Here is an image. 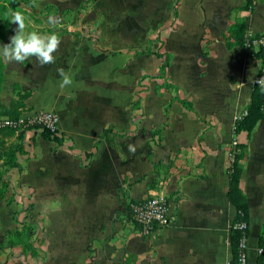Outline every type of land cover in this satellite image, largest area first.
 Masks as SVG:
<instances>
[{"label": "crops", "instance_id": "0c3cea01", "mask_svg": "<svg viewBox=\"0 0 264 264\" xmlns=\"http://www.w3.org/2000/svg\"><path fill=\"white\" fill-rule=\"evenodd\" d=\"M6 1L0 0L8 8L0 12V46L16 28L9 23L15 10ZM39 1L53 6L60 20L71 10L70 18L91 20L92 27H52L44 12H22L26 32L59 34L55 63L8 64L0 56V106L15 97L14 87L30 92L21 114L53 112L61 137L58 143L28 132L23 141L32 138V146L23 145L19 167L6 173L10 188L0 200V245L27 215L37 237L33 247L42 252L11 264L230 262L236 211L226 196L227 149L235 123L246 114L259 61L245 45L226 40L233 41L228 31L238 17L246 37L264 35V0H252L249 11L247 0H180L175 19L173 0ZM86 1L89 10L78 13ZM152 37L170 55L167 81L205 122L170 103L175 93L160 81L138 85L157 74L161 60L153 51L127 52L139 51ZM58 69L72 76L71 86L60 87ZM170 161L167 176L156 170ZM239 186L249 212L247 264H257L264 222V117L252 131ZM158 195L167 198L170 222L145 236L131 222L128 206ZM5 261L0 255V264Z\"/></svg>", "mask_w": 264, "mask_h": 264}, {"label": "trees", "instance_id": "16d2710c", "mask_svg": "<svg viewBox=\"0 0 264 264\" xmlns=\"http://www.w3.org/2000/svg\"><path fill=\"white\" fill-rule=\"evenodd\" d=\"M14 3L13 0H9L8 4L12 5ZM180 5V0H173L172 2V14L173 18L175 19L177 17L178 13V7ZM2 6V5H1ZM252 9V0H247V5L245 7V10L249 11ZM229 34L230 38H232V42H230L228 39L226 40V43L230 45L231 43H237L245 45L248 49H250L253 53L252 49V42L257 39H261L262 36H256L254 38L246 37L245 35V25L243 22V19L241 17L235 18L232 24L229 28ZM159 42V47L156 51V56L160 58L161 64L158 68L156 75H148L144 76L138 83V85H141L146 80H157L162 83L166 89H172L174 91L175 95L172 98L170 103L178 102L182 105L184 109H186L188 112H190L196 119L200 120L201 122H205L196 111H194L191 103L186 100L185 97H179L180 91L178 87L170 84L166 79V71L170 63V55L168 53H162L163 48V42L160 41L159 38H157ZM150 53L149 51L142 50L140 52H136L135 55H141V54H147ZM255 57L262 58L263 56V50L259 48L255 53H253ZM2 78L0 75V82ZM14 95L15 97L11 100L9 106L7 108L0 106V112L3 115L2 117H7L9 119H17L21 115V109L25 107V100L30 96V92H20L17 87H14ZM134 105H132L133 107ZM264 117V101H263V94L258 85L254 86V89L250 96L249 104L246 108V114L242 116L241 119H239L235 125H234V138H235V149L237 150V153L234 155L233 163L228 166L227 168V174L229 177V186L226 193L227 199L230 202V204L234 207L236 211V215L232 221V227L230 232V247L233 254V259L231 260V263H234L238 256V250H239V244L241 239L245 236L248 237L249 230H241L237 226L241 223H246L248 225L249 220V212H248V204L246 200L245 194L240 189L239 183H240V177L243 172V162L246 160L248 155V149H249V143L252 135V131L256 127V125L263 119ZM168 123L165 124V126L162 127L161 130L165 129ZM41 136L48 140V141H54L61 143V137L57 135V133H50L48 131H43L40 133ZM1 146V145H0ZM12 157L15 156V153L12 151ZM5 156L4 152L0 151V162H2V158ZM11 157V155H10ZM9 162V163H8ZM11 167L16 166V163L14 162L13 158L8 159L6 162ZM171 161L169 165H157L156 170H162L164 172V175L167 176L168 172L170 170ZM161 179H164L165 176ZM4 173L0 170V180L2 178L4 179ZM204 179L205 176H202ZM158 184V181L155 180L150 186L149 189L153 190L156 188ZM151 198V197H150ZM149 199V198H147ZM147 199L143 200L146 201ZM133 204V203H131ZM130 204V205H131ZM128 206V209L130 207ZM13 243V242H12ZM29 250L32 252V255L35 256L37 251L33 247V245H29ZM258 249L261 250V253L258 254L257 257V264H264V222L261 226L260 233L258 235Z\"/></svg>", "mask_w": 264, "mask_h": 264}, {"label": "rangeland", "instance_id": "374dc122", "mask_svg": "<svg viewBox=\"0 0 264 264\" xmlns=\"http://www.w3.org/2000/svg\"><path fill=\"white\" fill-rule=\"evenodd\" d=\"M7 1H9V0H7ZM13 1H14V3H12V5H10L8 3L7 4L9 5V7L11 9L13 8L15 11H18L21 13L22 12H28L29 14H31V13L44 12L46 14V16H48V17L54 16V14H55V9L53 6L48 5V4H44L43 2H40L39 0H31V1L28 0V3L25 5V7H24V4H22V2H19L18 0H13ZM89 4L90 3L88 1L82 3L77 10L78 13H81V12L83 13V12L88 11L90 8ZM7 10H8V8H7L6 4H4L2 6L0 5V12L1 11H7ZM70 11L71 10H68L66 12V13H68L67 16L63 17V19L60 20L61 22L59 24L62 25L63 28H65V29L70 28V26L75 27V28L76 27H83V26L92 27V24H91L92 21L91 20H85L83 17H81V18L79 17L77 19L70 18ZM47 19H46V22H47ZM3 22H4L3 26H6L7 21L4 20ZM30 22L32 23V26H36V25H34L35 20L34 21L30 20ZM173 22H175V20ZM13 25H15V24H13ZM15 27H17V26L15 25ZM30 27H31V25H30ZM261 39L264 40V35H262ZM157 47H158L157 38L152 37V38H149V40L147 41V44L142 49H140L139 51L138 50L133 51V50L128 49L127 53L130 52L132 54L134 52L133 54L135 55L136 52L146 50V51H149L150 53H152V51H153V54H156V50H157L156 48ZM252 49H253V53H255L259 49V47L254 46V47H252ZM161 52L165 53L164 49H162ZM257 59L259 61V69L257 71L255 81L258 79V77L261 76L259 71H261V69H263V67H264V61H262L261 58H257ZM255 85H256V83H255ZM179 97L183 98L184 95L179 94ZM8 106H2V107L7 108ZM22 115L23 114H21L19 116V118ZM2 116L3 115L0 112V118H3ZM28 132L33 133L31 128H29L28 126L27 127H21L18 129H0V145H1L0 151L5 153V156L1 159L2 162H0V170L4 173V176H3L4 179L2 178V180H0V200H3L6 198V194L10 188V182L6 176L7 171H9V169L18 168L19 164H18L17 159L26 153L25 146H28V145L32 146V143H31L32 138H31V140L28 139L27 141H23V138H25V136ZM158 132L159 131H156L154 133V135H158V139H159V133ZM16 136L19 138L20 143L12 142V140H14L12 138L16 137ZM27 137H29V136H27ZM31 137H33L32 134H31ZM7 139H8V142H7ZM9 140L11 142H9ZM234 143H235V138L232 140L231 145L227 149L228 166H230L233 163L234 155H235V153H237V150L235 149ZM23 145H25V146H23ZM12 151L15 153V156H13V157L11 154ZM10 155H11V157H10ZM10 158L11 159L13 158L14 162L16 163V166L11 167V168L8 165L9 162L6 163L8 161V159H10ZM247 158H248V155H247ZM247 158L243 162V166H245V164L247 162ZM7 202L9 204H12L13 203V197L8 199ZM26 212L28 214V210ZM24 217H25L24 220L19 222L18 226L14 230L6 232L4 238L1 242L0 247L3 250V254H0V255H5V257H6V261L4 264H11L16 260L22 261L24 258L30 259V256L35 257V258H38V257L40 258L42 256V252L39 251L38 249L36 250L37 251L36 255L33 256L32 252L28 248L29 245L34 244L37 237L34 236V230L35 229L33 230V228L30 226V224L28 222H26V220H29V217L27 215H25ZM34 238H36V239H34ZM260 253H261V250L258 249V254H260Z\"/></svg>", "mask_w": 264, "mask_h": 264}, {"label": "built area", "instance_id": "2783aa9c", "mask_svg": "<svg viewBox=\"0 0 264 264\" xmlns=\"http://www.w3.org/2000/svg\"><path fill=\"white\" fill-rule=\"evenodd\" d=\"M251 46H258L263 50L261 60L264 61V40H254ZM259 72L261 76L258 77L257 80L264 76V67ZM261 91L264 101V90L261 89ZM57 121V116L53 112L41 110L31 115H23L18 119H9L7 117L0 118V129H18L28 126L35 133H41L43 131L57 133ZM127 213L131 222L137 226L140 232L145 236L156 233L162 226L170 222L168 201L163 195L153 196L146 201L133 203L130 205ZM237 227L241 230L248 229V225L244 222ZM246 241L247 238L244 236L240 241L236 260L234 263L230 261L227 264H247Z\"/></svg>", "mask_w": 264, "mask_h": 264}, {"label": "clouds", "instance_id": "9594fccd", "mask_svg": "<svg viewBox=\"0 0 264 264\" xmlns=\"http://www.w3.org/2000/svg\"><path fill=\"white\" fill-rule=\"evenodd\" d=\"M60 18L49 16L47 23L55 27L60 23ZM10 24H15V34L9 38V43L0 46V56L8 64H23L25 61L34 59L36 64L43 67L55 63V56L61 44V38L58 33L53 32L48 35H41L36 31L26 32L25 17L21 12L13 11L10 13ZM61 77V88L71 86L73 83L72 76L63 69H58ZM262 90H264V76L255 81ZM129 152L134 153L136 148L129 145Z\"/></svg>", "mask_w": 264, "mask_h": 264}]
</instances>
